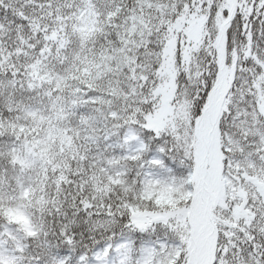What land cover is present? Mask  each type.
Wrapping results in <instances>:
<instances>
[{"label": "snow or ice", "instance_id": "obj_1", "mask_svg": "<svg viewBox=\"0 0 264 264\" xmlns=\"http://www.w3.org/2000/svg\"><path fill=\"white\" fill-rule=\"evenodd\" d=\"M0 264H264V0H0Z\"/></svg>", "mask_w": 264, "mask_h": 264}]
</instances>
